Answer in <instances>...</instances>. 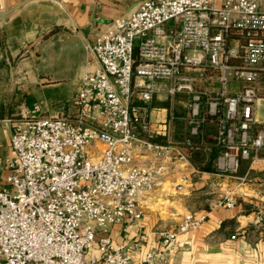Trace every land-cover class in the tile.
Wrapping results in <instances>:
<instances>
[{
	"label": "built area",
	"instance_id": "1",
	"mask_svg": "<svg viewBox=\"0 0 264 264\" xmlns=\"http://www.w3.org/2000/svg\"><path fill=\"white\" fill-rule=\"evenodd\" d=\"M90 51L99 67L81 78L73 116L10 122L11 157L0 171V264H134L139 244L114 243L108 230L140 227L142 202L168 163L172 173L204 148L215 151L213 175L231 179L264 151V120L257 119L264 0H143L100 31ZM160 92L186 97L181 144L154 142L149 113ZM208 121L215 124L209 146L201 140ZM235 196L225 192L220 206L233 208ZM203 219L187 214L174 231L158 233L163 252L147 253L141 264L163 261Z\"/></svg>",
	"mask_w": 264,
	"mask_h": 264
},
{
	"label": "crops",
	"instance_id": "2",
	"mask_svg": "<svg viewBox=\"0 0 264 264\" xmlns=\"http://www.w3.org/2000/svg\"><path fill=\"white\" fill-rule=\"evenodd\" d=\"M141 1L0 0V171L11 157L10 122L21 116H73L71 102L81 78L99 67L90 51L95 36L134 12ZM201 85L211 92L218 89L216 83ZM237 89L231 83L227 92ZM257 106V119L263 121L264 99ZM185 112L184 95L157 94L149 113L154 142L181 144L187 137ZM214 134L215 124L208 121L201 140L209 146ZM197 152L196 164H179L171 173L168 163V174L142 202L140 227L116 225L107 234L117 244L138 243L133 263L141 264L147 253L163 252L158 233L174 231L191 214L204 217L200 226L179 235L174 252L156 264H264V151L231 179L199 171L197 165L203 166L210 153L204 148ZM229 187L240 193L227 209L220 202Z\"/></svg>",
	"mask_w": 264,
	"mask_h": 264
},
{
	"label": "trees",
	"instance_id": "3",
	"mask_svg": "<svg viewBox=\"0 0 264 264\" xmlns=\"http://www.w3.org/2000/svg\"><path fill=\"white\" fill-rule=\"evenodd\" d=\"M198 155H199V153L197 151L193 152V153H189L188 154L189 162L191 164H196L195 162H199V160H197V158H196ZM214 155H215V151H212L210 153L209 159L206 161V163L203 166L197 165L198 170L212 173L214 171V169L212 167V161H213ZM263 157H264V154H263Z\"/></svg>",
	"mask_w": 264,
	"mask_h": 264
},
{
	"label": "rangeland",
	"instance_id": "4",
	"mask_svg": "<svg viewBox=\"0 0 264 264\" xmlns=\"http://www.w3.org/2000/svg\"><path fill=\"white\" fill-rule=\"evenodd\" d=\"M197 158V160L198 159H200V157H199V155L196 157ZM247 161H245V162H243L242 164H243V167L245 166V163H246ZM242 166V165H241ZM240 166V167H241ZM239 170H240V168H239ZM239 170H238V172H239ZM238 172H237V174H238ZM236 174V175H237ZM235 175V176H236ZM227 191H230V192H233L234 193V195H237L238 193H240L239 191H238V188L237 187H229V188H227ZM236 197V196H235Z\"/></svg>",
	"mask_w": 264,
	"mask_h": 264
}]
</instances>
